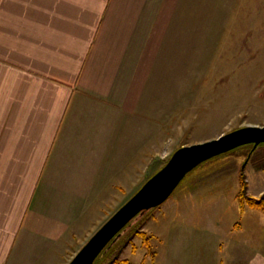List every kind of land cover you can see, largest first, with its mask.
<instances>
[{"label": "crops", "instance_id": "obj_1", "mask_svg": "<svg viewBox=\"0 0 264 264\" xmlns=\"http://www.w3.org/2000/svg\"><path fill=\"white\" fill-rule=\"evenodd\" d=\"M201 4L0 0V264H67L98 212L134 186L145 171L147 112L172 83L162 68L204 36L193 28ZM235 206L191 205L154 264H192L191 244L198 264L209 260L210 224L232 207L238 217ZM254 210L259 223L240 229L251 250L235 239L234 264H264V215Z\"/></svg>", "mask_w": 264, "mask_h": 264}, {"label": "rangeland", "instance_id": "obj_2", "mask_svg": "<svg viewBox=\"0 0 264 264\" xmlns=\"http://www.w3.org/2000/svg\"><path fill=\"white\" fill-rule=\"evenodd\" d=\"M219 1L203 0L195 13L200 17L203 13L204 20L195 18L193 28L195 33L198 30L204 36L198 39L194 35L193 43L179 45L173 62L176 66L162 68L163 79L170 77L172 83H163L161 94L147 112L144 173L135 179L134 186L131 181L129 190L123 188L118 196H112L113 201L104 207L105 212H98L97 226L76 245V250L70 253L72 257L178 147L215 138L241 126L264 125V0ZM242 174L247 181V194L256 198L263 196L264 184L256 186L251 181L257 183L264 177V142L255 149L252 144L241 145L200 164L187 174L162 205L135 220L95 264H110L116 257L128 258L134 264L145 261L154 264L157 253L168 249L173 227L176 230L185 226L183 222L189 218L187 216L194 214L188 213L191 205L216 206L218 202L226 206L235 204L237 210L240 206V214L234 217L232 207V212H227L226 216L223 213L221 223L210 224L207 238L210 242L205 247L211 255L203 264H234L235 239L243 242L240 247L251 250L250 243H247L251 236L240 229L244 230L245 224L256 223L259 217L254 209L260 210L247 199L239 200ZM127 191H130L129 196ZM245 212H254V219H245ZM259 212L264 215V211ZM209 214H214L216 220L217 208L210 207ZM197 229L195 237L200 234L204 237ZM234 230L242 233L241 239L234 237ZM142 231L151 235L154 257L144 245ZM196 241L193 237L192 243ZM199 247L191 244L188 251L192 264L201 260L196 256ZM262 248L264 250V243ZM168 253L167 250L165 256Z\"/></svg>", "mask_w": 264, "mask_h": 264}, {"label": "water", "instance_id": "obj_3", "mask_svg": "<svg viewBox=\"0 0 264 264\" xmlns=\"http://www.w3.org/2000/svg\"><path fill=\"white\" fill-rule=\"evenodd\" d=\"M264 142V125L241 126L219 136L178 147L152 176L121 205L86 243L74 254L67 264H94L108 246L116 242L127 226L163 204L183 181L200 164L229 152L244 144L253 149Z\"/></svg>", "mask_w": 264, "mask_h": 264}, {"label": "trees", "instance_id": "obj_4", "mask_svg": "<svg viewBox=\"0 0 264 264\" xmlns=\"http://www.w3.org/2000/svg\"><path fill=\"white\" fill-rule=\"evenodd\" d=\"M163 165H164V163H163ZM162 167V166H161ZM158 169H160V167L158 168ZM157 169V170H158ZM156 170V171H157ZM155 171V172H156ZM154 172V173H155ZM153 173V174H154ZM152 174V175H153ZM238 198H239V200L242 202V199L244 198V199H247L249 202H250V204H252V205H254V206H256L258 209H260L261 211H264V195L263 196H261V197H259V198H256V197H253V196H250L249 194H247V181H246V179L244 178V175L242 174V177H241V188H240V191H239V193H238ZM132 226V225H131ZM131 226H127L126 228L128 229V228H130ZM138 233H140L139 232V230H138ZM124 234V232L122 233V235ZM121 235V236H122ZM141 235H142V237L144 238V245L146 246V248L148 249V251L150 252V254H152V256L154 257L155 256V251H152V247H151V242H150V238H151V235H149V234H147V233H145V232H141ZM121 236L119 237V239L121 238ZM118 239V240H119ZM117 240V241H118ZM117 241L116 242H114L113 244H112V242H110L109 244H108V246L102 251V253L98 256V258L101 256V255H105V254H107L110 250H111V248L117 243ZM97 258V259H98ZM97 259H96V261H97ZM96 261H95V263H96ZM94 263V264H95ZM111 263H115V264H132L131 263V261L130 260H128V259H119L118 257H116V258H114L113 260H112V262ZM110 263V264H111Z\"/></svg>", "mask_w": 264, "mask_h": 264}]
</instances>
